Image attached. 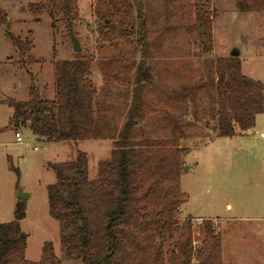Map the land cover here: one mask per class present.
I'll list each match as a JSON object with an SVG mask.
<instances>
[{
    "label": "rangeland",
    "instance_id": "obj_1",
    "mask_svg": "<svg viewBox=\"0 0 264 264\" xmlns=\"http://www.w3.org/2000/svg\"><path fill=\"white\" fill-rule=\"evenodd\" d=\"M40 2L47 4L0 0L7 22L0 26V224L14 221L19 202L24 206L18 225L26 236L25 259L37 263L44 243H50L62 264H81L63 256L47 188L56 180L53 166L74 160L76 152L87 158V175L94 180L98 164L110 158L113 141H47L33 135L28 124H11L9 103L27 102L31 89L42 100H53L55 65L84 59L91 64L95 102L118 131L133 86L126 88L121 79L128 75L132 81L142 64L144 118L135 135L162 149L174 143L182 149L178 185L185 199L179 215L192 221V247L200 246L209 223L220 235L222 264H264V113L242 136L213 137L212 103L206 96L215 91L216 61L233 52L241 74L264 86V12L245 10L250 0H73L68 24L59 8L51 10L52 17L48 9L33 14L30 4ZM7 32L28 49L14 46ZM186 86L198 89L179 102L174 93ZM172 120L179 121L180 131L172 129ZM17 132L21 143H15ZM19 188L29 199L17 198ZM178 237L157 240L164 264Z\"/></svg>",
    "mask_w": 264,
    "mask_h": 264
},
{
    "label": "trees",
    "instance_id": "obj_2",
    "mask_svg": "<svg viewBox=\"0 0 264 264\" xmlns=\"http://www.w3.org/2000/svg\"><path fill=\"white\" fill-rule=\"evenodd\" d=\"M46 1L30 4L32 13L48 9L52 17V11L59 8L63 21L70 24L73 0ZM244 9L264 12V0H250ZM4 24L6 17L0 15V26ZM6 36L18 49H28V43L8 32ZM141 65L132 81L128 75L121 79L126 88L133 86L119 131L113 118L105 110L101 113L95 102L91 64L84 59L55 65L53 100H42L39 92L31 89L27 102L9 103L13 109L10 123L16 128L28 124L33 135L47 141H113L110 158L98 164L94 180L87 175V158L81 152L69 163L53 166L56 180L47 188L48 210L58 223L63 256L81 264H164L157 240L178 233L168 264H192L193 258L195 264H222L220 235L210 224L205 225L203 241L196 250L192 247L191 219L180 220L185 199L178 185L182 149L175 143L162 149L156 142L135 135L144 118L147 78ZM215 68V91H206L212 103L208 117L215 123L213 137L242 136L255 127L256 115L264 113V86L244 77L236 58L217 60ZM194 89L198 87H181L174 95L183 102ZM171 125L181 130L179 121L172 120ZM24 210L19 202L14 221L0 224V264H62L50 243H44L37 263L25 259V239L18 225L25 217Z\"/></svg>",
    "mask_w": 264,
    "mask_h": 264
},
{
    "label": "water",
    "instance_id": "obj_3",
    "mask_svg": "<svg viewBox=\"0 0 264 264\" xmlns=\"http://www.w3.org/2000/svg\"><path fill=\"white\" fill-rule=\"evenodd\" d=\"M70 39H71L72 44H73V51L76 52V53L79 52V51H80V48H79V46H78V42H77V40H76L75 38H73L72 36L70 37ZM237 55H238L237 52H233V53L231 54V56H232L233 58L237 57ZM185 170H186V169H184V171H185ZM17 194H18V195H17V198H18V199H21V200H26V199H29V197H30L29 194L24 193V192L22 191V189H20V188H19ZM25 237H26V236L23 235V238H25Z\"/></svg>",
    "mask_w": 264,
    "mask_h": 264
},
{
    "label": "built area",
    "instance_id": "obj_4",
    "mask_svg": "<svg viewBox=\"0 0 264 264\" xmlns=\"http://www.w3.org/2000/svg\"><path fill=\"white\" fill-rule=\"evenodd\" d=\"M262 138H264V133L260 134ZM15 143H21L22 138L19 132L14 134Z\"/></svg>",
    "mask_w": 264,
    "mask_h": 264
}]
</instances>
